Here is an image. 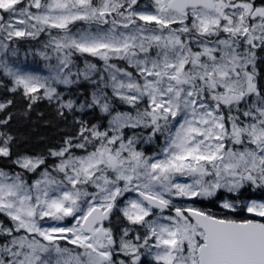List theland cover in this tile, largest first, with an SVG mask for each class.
I'll return each instance as SVG.
<instances>
[{
  "label": "snow or ice",
  "instance_id": "obj_1",
  "mask_svg": "<svg viewBox=\"0 0 264 264\" xmlns=\"http://www.w3.org/2000/svg\"><path fill=\"white\" fill-rule=\"evenodd\" d=\"M0 88V264H264V0H0Z\"/></svg>",
  "mask_w": 264,
  "mask_h": 264
},
{
  "label": "trees",
  "instance_id": "obj_2",
  "mask_svg": "<svg viewBox=\"0 0 264 264\" xmlns=\"http://www.w3.org/2000/svg\"><path fill=\"white\" fill-rule=\"evenodd\" d=\"M4 99L14 100V105L8 109L10 112H15L25 106V102L19 94L13 96L5 89L0 88V100ZM39 112L44 113L43 119L37 117V113ZM31 117L32 119L26 123H21L18 119H13L9 125L12 131L17 134V151H26L29 154L43 153L48 146L60 140L61 130H68L67 125L55 119L54 113L47 101L38 102L34 107ZM45 120L51 121V123L45 124ZM0 165L7 168L9 167V162L0 160ZM196 206L206 211L214 212L217 215H223L222 210L219 209L215 202L197 201ZM228 215L232 216L231 214ZM234 218L244 219L241 218V215H236Z\"/></svg>",
  "mask_w": 264,
  "mask_h": 264
},
{
  "label": "rangeland",
  "instance_id": "obj_3",
  "mask_svg": "<svg viewBox=\"0 0 264 264\" xmlns=\"http://www.w3.org/2000/svg\"><path fill=\"white\" fill-rule=\"evenodd\" d=\"M25 43H26V46H27L26 48H33L34 49V48H38L40 46L39 42H31V41H29V42H25ZM36 60H37V62H39V58L38 57L36 58ZM29 62L31 63V57L29 58ZM39 63L42 64V62H39ZM149 151H151V149H149ZM0 167H4V166L0 165ZM228 214H231V213H228ZM238 215H241V218H246L250 214L248 215V213H246V212H240ZM253 218H256V217H253ZM0 219H2V218H0Z\"/></svg>",
  "mask_w": 264,
  "mask_h": 264
}]
</instances>
